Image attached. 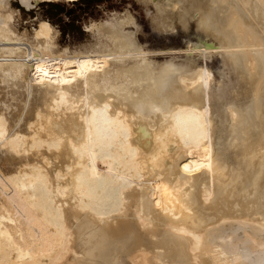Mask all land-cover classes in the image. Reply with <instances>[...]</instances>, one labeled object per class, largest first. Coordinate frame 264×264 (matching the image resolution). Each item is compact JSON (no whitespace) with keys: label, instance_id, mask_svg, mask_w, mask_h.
Segmentation results:
<instances>
[{"label":"bare ground","instance_id":"1","mask_svg":"<svg viewBox=\"0 0 264 264\" xmlns=\"http://www.w3.org/2000/svg\"><path fill=\"white\" fill-rule=\"evenodd\" d=\"M13 1L0 264H264V0H138L153 31L197 34L162 61L128 12L70 52L45 20L21 33Z\"/></svg>","mask_w":264,"mask_h":264},{"label":"rangeland","instance_id":"2","mask_svg":"<svg viewBox=\"0 0 264 264\" xmlns=\"http://www.w3.org/2000/svg\"><path fill=\"white\" fill-rule=\"evenodd\" d=\"M12 4L20 14L16 18V26L21 33L24 30L32 33L38 27L39 21L45 20L58 32L59 46L68 48L70 52L93 43V36L87 30L91 23L105 22L114 14L123 15L125 12L130 13L138 22L137 38L146 46L147 53L157 54L155 60L162 61L172 54L184 57L189 51L186 42L197 41L193 28L188 33L177 28L173 33H161L162 35L153 31L150 23L152 10L149 5L138 0H44L38 4L33 0V8L22 5L20 0H15ZM148 9L150 15H147ZM206 62L216 69L219 66V57L214 56L211 61Z\"/></svg>","mask_w":264,"mask_h":264}]
</instances>
